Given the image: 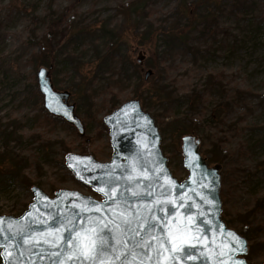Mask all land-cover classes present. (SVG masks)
Instances as JSON below:
<instances>
[{
    "label": "rangeland",
    "instance_id": "rangeland-1",
    "mask_svg": "<svg viewBox=\"0 0 264 264\" xmlns=\"http://www.w3.org/2000/svg\"><path fill=\"white\" fill-rule=\"evenodd\" d=\"M131 1L0 0V215H23L34 186L50 197L66 189L100 198L74 179L65 152L81 155L87 144L88 155L110 162L109 131L99 124L106 107L137 99L136 92L145 94L158 80L171 98L168 118L155 122L173 176L180 182L188 176L178 134L191 114L200 125L194 136L202 155L208 159L219 142L229 153L227 207L244 213L264 196V0H158L140 23L117 12ZM65 15L64 31L53 50L47 44L42 62L47 49L39 42L51 21ZM41 68L55 91L71 94L84 136L61 119H47L37 84ZM159 107L144 110L155 119ZM174 121L180 124L167 125Z\"/></svg>",
    "mask_w": 264,
    "mask_h": 264
},
{
    "label": "water",
    "instance_id": "water-1",
    "mask_svg": "<svg viewBox=\"0 0 264 264\" xmlns=\"http://www.w3.org/2000/svg\"><path fill=\"white\" fill-rule=\"evenodd\" d=\"M140 61L141 59H139ZM151 74L152 72L149 71L147 76ZM37 82L44 99V107L48 113L73 125L80 135L84 136L85 128L81 119L76 115V106L70 103L71 94L68 91L57 92L54 90L50 73L46 68H41L37 73ZM104 124L109 130L112 147L110 162L100 163L88 154H67L65 156L66 168L75 180L91 189L101 200L66 189H62L56 192L54 197H50L39 187L34 186L32 188L33 202L23 215L20 217L0 215V220L5 222L3 225L6 229L5 235H11L7 231V221L19 222L29 213L31 216L24 223H31L33 234L38 237L37 243L40 244H43V237L47 234V229L56 227L65 217H70L81 226H86L88 217L102 215L103 222L107 223L109 229L112 228L110 212L116 206L107 200L103 192L97 189L103 188L104 191H109L110 185L107 181L115 179L119 181L116 198L120 199L121 193H123L124 198L128 199L129 207L143 209L146 204H149L152 201V198L147 196L149 190L160 200H165V198L159 196V193L168 191L171 199L176 201V206L165 201L162 205L165 212H157L156 215L167 214L173 222L179 220L181 223L185 222L189 216L191 217L193 229L198 230L201 236L200 242L196 243V250L203 249V254L197 253V259L187 261L183 259L182 253L178 254L181 259L176 264H232L233 258L244 262V264H250L245 258L249 253L248 240L229 228L222 219V167L221 165L210 166L208 164L207 159L200 151V139L192 134L182 138L183 166L188 176L180 182L168 167V159L164 156L161 148L162 137L159 128L151 114L143 109L140 100L133 99L122 104L110 115L104 117ZM72 157L82 159L74 161L71 159ZM130 164L134 166V170H125V166ZM101 165L105 167H99ZM107 166H112L111 170ZM129 174L132 175L133 181L128 180ZM81 176L84 179H81ZM155 178H159L158 184L153 183ZM135 180L142 181L135 189L144 196V200L140 202H135L127 192H124L125 184L134 183ZM149 184H152L151 189L146 187ZM80 198H88L102 207L97 211L95 207L88 204V201H82ZM85 204H88L90 211L84 210ZM181 204L183 207H179ZM119 206L123 208L125 205L121 202ZM151 206L155 209L161 205L153 202ZM32 221L35 222L32 223ZM17 227L19 224L13 225V229ZM226 233H235L240 237L245 242L246 251L229 257V249L234 245L230 243L232 238L226 236ZM67 234V229H65L64 235ZM142 234L147 235V233ZM153 234L158 235V232ZM116 236L118 240H123L126 237L140 239V237H132L131 233H123L122 229L116 232ZM23 239L22 236H16L12 240L13 247L17 249L13 255L17 257L18 262H22V264H52V260L55 258L49 255V252L52 251L49 245L32 248L30 244H23ZM2 241L3 237H0V242ZM149 242L151 243V241ZM2 251L0 249V252ZM20 252L23 254L18 255ZM221 253L223 254L221 255ZM151 256L155 259L154 252L151 253ZM160 264H166L163 258L160 259Z\"/></svg>",
    "mask_w": 264,
    "mask_h": 264
},
{
    "label": "snow or ice",
    "instance_id": "snow-or-ice-1",
    "mask_svg": "<svg viewBox=\"0 0 264 264\" xmlns=\"http://www.w3.org/2000/svg\"><path fill=\"white\" fill-rule=\"evenodd\" d=\"M71 159L75 161L82 158L72 157ZM99 167L103 168L105 166L101 165ZM107 167L111 170L112 166ZM128 169L134 170V166L131 164L126 165L125 170ZM77 174L79 175V173ZM80 178L84 179L83 176ZM128 180L133 181L131 174H129ZM169 182L171 183V181ZM107 183L110 185L109 191H104L103 188L97 190L103 192L107 200L116 206L110 212L112 228L109 229L107 223L103 222L102 215L88 217L86 226H81L70 217H65L56 227L47 229V234L43 237V244H40L37 243L38 237L33 234L31 223H24L29 219L31 213L19 222L7 221V231L11 233L10 236L5 235L6 229L3 227L5 222L0 220V237H3V241L0 242V249L3 250L0 252L2 264H22L13 255L17 251L12 244V240L16 236H22L24 238L22 243L30 244L32 248H42L44 245H49L52 249L49 255L55 258L52 260V264H160L161 258L164 259L166 264H176L181 259L178 254L182 253L183 259L186 261L197 259V253L203 254V249L196 250V243L200 242L201 236L198 230L193 229L190 216L185 222L181 223L179 220L173 222L167 214L163 216L156 215L157 212H165L162 206L165 201L176 206V201L171 199L168 191L159 193V196L165 198V200H160L149 190L147 196L151 197L152 201L141 209L129 207L128 199L124 198L123 193H121L120 199L116 198L118 180H109ZM141 183L142 181L135 180L134 183H126L124 186V192H127L135 202L144 200V196L135 190ZM153 183L158 184L159 178H155ZM146 187L151 189L152 184L146 185ZM80 199L88 201V204L95 207L97 211L102 207V205L92 202L88 198ZM121 202L125 205L123 208L119 206ZM153 202L161 206L153 209L151 206ZM88 204L84 205V210L90 211ZM179 207H183V205L181 204ZM34 222L32 221V223ZM44 223H47V221H44ZM14 224H19V227L13 229ZM65 229H67V235H64ZM105 229H107V232H105ZM121 229L123 233H131L132 237H140V239L135 240L126 237L123 240H118L116 232ZM157 232L158 235L153 234ZM142 233H147V235ZM226 236L232 238L230 243L234 245L229 249V257H234L236 253L246 251L245 242L235 233H226ZM117 245H120V247H117ZM152 252L155 253V259L151 256ZM22 254V252L18 253V255ZM232 264H244V262L233 258Z\"/></svg>",
    "mask_w": 264,
    "mask_h": 264
},
{
    "label": "trees",
    "instance_id": "trees-1",
    "mask_svg": "<svg viewBox=\"0 0 264 264\" xmlns=\"http://www.w3.org/2000/svg\"><path fill=\"white\" fill-rule=\"evenodd\" d=\"M158 0H133L128 4L119 5L117 8V12L119 15L123 16L125 20H133L137 22H142L143 19L147 17V15L150 13V11L153 9V7L156 5ZM182 5H184V0L182 1ZM67 16H62L57 19H53L51 21V24L49 25L48 33L44 37L42 41L39 42L40 46L42 48H49L51 45V49L53 50V41L57 38V36L60 34L62 30V27L64 26L66 22ZM174 31H170V35L167 36L168 39H172L174 34ZM205 33V31H203ZM47 52H44L41 49L40 52V60H42V56L48 54L49 50H46ZM112 60H114L115 56L114 53L111 54ZM45 60H42L44 62ZM147 67L149 69H153V71H156L154 73L155 76L160 77V70L155 65H152L150 62L147 63ZM153 78V77H152ZM213 80L211 79L210 82ZM119 82H122L119 81ZM118 82V83H119ZM209 82V83H210ZM136 92L135 97L139 99H143L145 101V108L153 106L155 103L159 104V108L162 111L161 113H157L155 116V120L157 124H164V120L168 118L170 111L172 109L171 106V98L170 94L167 92L166 87L162 86L160 83V80L157 82H154L153 85L149 90H146L145 94L144 92L140 93ZM193 101V100H192ZM262 102L264 103V99L262 98ZM119 107V103H117L116 100H113L111 103H109L108 107H106V110H108V114H111L114 110H116ZM47 119L51 120V116L49 114H46ZM55 120V119H53ZM187 123H182V130L183 134H178V142L181 147L180 153L182 152V138L184 135L193 134L200 129V125L196 123L194 118H191V114L188 119H186ZM99 124L101 125L102 131L107 132V128L104 125L103 119L99 121ZM172 124H180L179 122L170 123L167 125ZM185 124V125H183ZM168 128V126H166ZM165 132V131H164ZM222 143L219 142L215 145H213L212 149L207 152L210 157L207 159L208 164L211 166L214 165H221L222 171H221V178H222V193H223V204L225 206V210L223 211V219L226 221V224L229 228L235 229L239 234L244 236L248 242H249V253L246 256V260L249 263H264V240H260L261 232H264V196L256 199L254 205L246 209L244 213H235L234 211H231L230 207H227L228 203L230 202L229 196L231 194V180L233 172L228 167V163L226 161L230 160L229 153H226V151L221 146ZM81 149V154H87L89 151V145L83 144ZM66 154L68 152H65ZM54 190V188H53ZM55 191V190H54ZM227 195V197H226Z\"/></svg>",
    "mask_w": 264,
    "mask_h": 264
},
{
    "label": "flooded vegetation",
    "instance_id": "flooded-vegetation-1",
    "mask_svg": "<svg viewBox=\"0 0 264 264\" xmlns=\"http://www.w3.org/2000/svg\"><path fill=\"white\" fill-rule=\"evenodd\" d=\"M0 264H1V261H0Z\"/></svg>",
    "mask_w": 264,
    "mask_h": 264
}]
</instances>
